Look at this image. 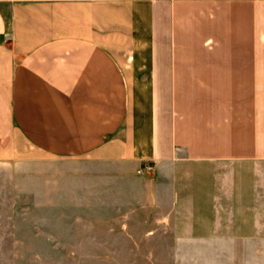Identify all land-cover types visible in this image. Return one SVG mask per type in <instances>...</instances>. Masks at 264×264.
Listing matches in <instances>:
<instances>
[{"label":"crops","instance_id":"crops-1","mask_svg":"<svg viewBox=\"0 0 264 264\" xmlns=\"http://www.w3.org/2000/svg\"><path fill=\"white\" fill-rule=\"evenodd\" d=\"M3 162L75 245L264 264V0H0Z\"/></svg>","mask_w":264,"mask_h":264},{"label":"rangeland","instance_id":"rangeland-1","mask_svg":"<svg viewBox=\"0 0 264 264\" xmlns=\"http://www.w3.org/2000/svg\"><path fill=\"white\" fill-rule=\"evenodd\" d=\"M8 165L0 163V213L13 214L0 215V264H171L168 248L104 247L90 240L75 245L68 223L36 213L35 170Z\"/></svg>","mask_w":264,"mask_h":264}]
</instances>
